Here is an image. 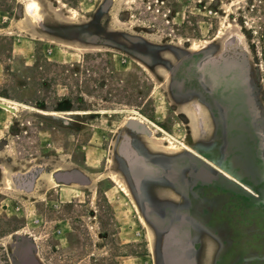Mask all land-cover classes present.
Wrapping results in <instances>:
<instances>
[{"label": "rangeland", "instance_id": "1", "mask_svg": "<svg viewBox=\"0 0 264 264\" xmlns=\"http://www.w3.org/2000/svg\"><path fill=\"white\" fill-rule=\"evenodd\" d=\"M231 35L246 54L224 50ZM190 67L245 92L264 161V0H0V99L15 108H0V264H264V171L258 199L195 178L199 101L176 105Z\"/></svg>", "mask_w": 264, "mask_h": 264}, {"label": "flooded vegetation", "instance_id": "2", "mask_svg": "<svg viewBox=\"0 0 264 264\" xmlns=\"http://www.w3.org/2000/svg\"><path fill=\"white\" fill-rule=\"evenodd\" d=\"M192 68H182L179 71L181 99L176 103L182 113L187 111L192 115L188 103L192 100L199 101L205 113V127L197 124L195 135L201 131V138L208 143H196L193 141L192 125L186 115V127H190L189 143L197 151V157L202 162L215 165V179L209 185H216L221 178L246 192L252 193L250 187L259 198L261 190L254 176L264 171V161L260 154L262 145L259 141V133L254 125V116L251 114L254 107H249L245 95L232 81H227L222 73H218L211 79L205 73H196L189 76ZM221 72V71H220ZM247 94V93H246ZM173 120V119H172ZM129 122V121H128ZM154 125V124H152ZM167 129L171 130L173 124L167 122ZM200 130V131H199ZM197 171V170H196ZM210 171V170H209ZM199 180V179H198ZM201 181V180H200ZM216 195V194H215ZM215 205V203L213 204ZM216 206H214V211ZM215 222V221H213ZM213 258L215 252H212Z\"/></svg>", "mask_w": 264, "mask_h": 264}, {"label": "bare ground", "instance_id": "3", "mask_svg": "<svg viewBox=\"0 0 264 264\" xmlns=\"http://www.w3.org/2000/svg\"><path fill=\"white\" fill-rule=\"evenodd\" d=\"M24 12L27 15H30L32 17L33 21L35 23H37L39 26L43 25V19L40 17L38 7H37V5L34 2L26 4L25 8H24ZM223 45H224L223 47H224L225 51H231L235 55L246 54L247 50H248V49H246L245 45L241 42V38L238 35L229 36L224 41ZM0 103H3L4 105H7V106L11 107L15 111L14 105L12 104L11 101H8L6 99H0ZM191 109L193 110L194 114L197 117H199V118H197L198 125L201 126V124H202L201 123L202 122L201 121V117H202L203 112H202V108H201L200 104L197 103V102L193 103L191 105ZM45 114H47V113H45ZM73 114H75V113L67 112L65 115L69 116V115H73ZM52 115H55V113H52ZM129 121H134L137 126H140V127L144 126L146 128V125H145V123H144V121L142 119L131 118ZM130 128H132V129H130ZM138 130L139 129H136V128H133V127H129V131H130L129 133H138ZM140 135L136 134L135 136H136V138H138V137H141ZM200 136H202L201 135V131L197 134L198 138H200ZM150 138L154 139V137H152V136ZM139 140H140L139 142H141L140 143L141 146L150 148V144H149L148 140H146L143 137H141ZM156 140H159V139H156ZM165 150H168V151L174 150V144L172 142L169 143V145L166 146ZM118 152H119L120 156L130 166H134L136 164V162L138 161V159H141L140 158L141 156H139V152L137 151V148L135 147V141L133 140V138L129 134H126L125 137L122 138V140H121V142L119 143V146H118ZM202 167H205L206 169L209 170V168L206 167L205 165H202Z\"/></svg>", "mask_w": 264, "mask_h": 264}, {"label": "water", "instance_id": "4", "mask_svg": "<svg viewBox=\"0 0 264 264\" xmlns=\"http://www.w3.org/2000/svg\"><path fill=\"white\" fill-rule=\"evenodd\" d=\"M0 108L5 109L11 113L14 112V110L11 107L4 105L3 103H0ZM127 126L133 127V128L139 129V130H143L142 128H140V126H137L134 121H129L127 123ZM195 178L199 179L203 182H206V183H211L215 179V176L208 169L200 166L196 171Z\"/></svg>", "mask_w": 264, "mask_h": 264}]
</instances>
